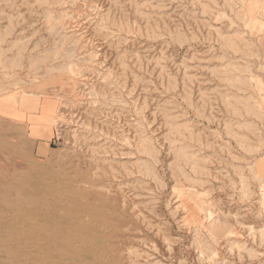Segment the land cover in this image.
I'll list each match as a JSON object with an SVG mask.
<instances>
[{
    "label": "rangeland",
    "instance_id": "rangeland-1",
    "mask_svg": "<svg viewBox=\"0 0 264 264\" xmlns=\"http://www.w3.org/2000/svg\"><path fill=\"white\" fill-rule=\"evenodd\" d=\"M2 94L59 112L43 160L0 125V264H55L52 202L96 211L94 256L63 264H264V0H0Z\"/></svg>",
    "mask_w": 264,
    "mask_h": 264
},
{
    "label": "crops",
    "instance_id": "crops-1",
    "mask_svg": "<svg viewBox=\"0 0 264 264\" xmlns=\"http://www.w3.org/2000/svg\"><path fill=\"white\" fill-rule=\"evenodd\" d=\"M7 95L2 94L0 98L6 99ZM29 95L33 96L15 102L0 99L1 135L8 139L9 145L11 143L19 151L14 156L15 161L47 159L51 157L53 151L51 143L56 136L59 102L50 95ZM26 148L31 153L28 156L20 153ZM253 168L261 185L264 186V155L255 159Z\"/></svg>",
    "mask_w": 264,
    "mask_h": 264
},
{
    "label": "bare ground",
    "instance_id": "bare-ground-1",
    "mask_svg": "<svg viewBox=\"0 0 264 264\" xmlns=\"http://www.w3.org/2000/svg\"><path fill=\"white\" fill-rule=\"evenodd\" d=\"M117 1V0H116ZM112 5V4H111ZM37 8V7H36ZM250 8H251V10L249 11V13L252 15L253 13H256L258 10H259V8H258V4L257 3H253V4H250ZM249 8V9H250ZM36 10V9H35ZM100 15V14H99ZM117 19V18H116ZM118 28V27H117ZM106 92V91H105ZM31 96V95H30ZM30 96H28V97H22V96H20L19 94H14V95H12V96H10V97H8V101H11V102H15V101H22V100H25V99H28ZM45 110H46V108H45ZM44 110V111H45ZM47 111V110H46ZM54 113V112H53ZM43 115V114H42ZM54 125V124H53ZM12 130V129H11ZM14 134H16V133H14ZM11 144V143H10ZM12 145V144H11ZM82 148V147H81ZM14 150H15V148H14ZM85 150V149H84ZM83 150V151H84ZM16 151V150H15ZM89 152V151H88ZM89 155V154H88ZM28 156V155H27ZM25 158V157H24ZM101 162H103V160L101 161ZM74 163V162H73ZM76 165V164H75ZM48 166V165H47ZM31 167H33V166H31ZM80 167V166H79ZM34 168V167H33ZM35 168H37V167H35ZM51 168V167H50ZM33 170V169H32ZM32 170H30V171H32ZM36 171H38L37 169H36ZM47 171V170H46ZM43 173V172H42ZM46 174V173H45ZM20 175V174H19ZM1 177V176H0ZM25 177V176H24ZM42 177H45V178H49V179H52V178H54V175H53V173H51V172H47V174L45 175V176H42L41 174H38L37 175V177L36 178H38V179H40V180H44V179H42ZM62 178V177H61ZM31 179V178H30ZM64 179V178H63ZM112 179V178H111ZM14 180V179H13ZM16 180V179H15ZM22 180V179H21ZM39 180V182L37 181V184L33 187V189L34 190H38V191H40L41 190V192H42V194H46L45 192L47 191V189H49V187L48 188H46L45 187V183H44V181H40ZM107 180H108V178H107ZM5 181H6V179H5ZM12 184H14V183H12ZM12 184H10V185H12ZM18 186V185H17ZM26 186V185H25ZM0 187H1V185H0ZM4 187V186H3ZM7 187V186H6ZM12 187V186H11ZM22 187V186H21ZM68 187V186H67ZM262 187H263V189L262 190H260V202H261V206H262V208L264 209V186L262 185ZM51 188V187H50ZM84 188V187H83ZM1 189V188H0ZM57 189V188H56ZM86 189V188H85ZM88 189V188H87ZM28 190V189H27ZM54 190V189H53ZM2 191V190H1ZM60 191V190H59ZM76 191V190H75ZM83 191V190H82ZM94 191V190H93ZM50 192V191H49ZM53 192V191H52ZM67 192V191H66ZM4 193V192H3ZM89 193V192H88ZM100 193V192H99ZM12 194H14L13 192H12ZM78 194V193H77ZM84 194V193H83ZM85 194H87V193H85ZM93 194H95V193H93ZM106 194V193H105ZM54 195V194H53ZM58 195V194H57ZM69 195V194H68ZM79 195H81V194H79ZM95 195H97V194H95ZM6 196V195H5ZM15 196V195H14ZM56 196V195H55ZM59 196V195H58ZM84 196V195H83ZM93 196V195H92ZM110 196V195H109ZM2 197V196H1ZM8 197V196H7ZM51 197H52V195H51ZM29 198V197H28ZM31 198V197H30ZM58 198V197H57ZM65 198V197H64ZM69 198V197H68ZM96 198V197H95ZM105 198V197H104ZM22 199V198H21ZM78 199H80V198H78ZM93 199H94V197H93ZM97 199V198H96ZM58 200H59V198H58ZM64 200V199H63ZM71 200H72V198H71ZM22 201V200H21ZM79 201V200H78ZM97 201V200H96ZM102 201V200H101ZM110 201V200H109ZM64 202V201H63ZM76 202V201H75ZM100 202V201H99ZM106 202V201H105ZM115 202H117V201H115ZM10 203V202H9ZM24 203V202H23ZM32 203V202H31ZM76 203H78V202H76ZM72 204V203H71ZM83 204V203H82ZM108 204V203H107ZM6 206H7V204H6ZM10 206H12V205H10ZM48 207H49V209H51V210H53V211H55V212H60V214H58V215H60V216H56L55 215V217H53L52 218V220H54V221H60V220H65V221H67V225H66V228L65 229H61V228H55L54 230H52L51 232H53L54 234H56V235H59V236H61V237H63L62 238V240H63V246H61V245H57V244H55V245H53V249L55 250V256H56V262H55V264H61L62 262V258H59V256H62V255H64V256H67V255H72V258H77V257H79L80 258V256H94V252H93V249L91 248V246L89 245V242L87 241V239L89 238V234L90 233H92V232H95V230H94V228L91 226V224L88 222V220H87V218L86 217H89L90 215H93L96 211H93V206H90V205H88V203L87 204H85V205H80V206H77V207H74V206H70V205H66L65 207H63L62 205L60 206V204H58L57 202H52V203H49L48 205H47ZM116 206V205H115ZM114 206V207H115ZM2 207H3V205H2ZM26 207V206H25ZM117 207V206H116ZM100 208H102V207H100ZM38 209V208H37ZM40 209V208H39ZM103 209V208H102ZM30 210H32V209H30ZM113 210V209H112ZM111 210V211H112ZM35 211V210H34ZM42 211V210H41ZM119 211V210H118ZM50 212V211H49ZM52 212V211H51ZM23 213V212H22ZM12 215V214H11ZM107 215V214H106ZM47 218V217H46ZM51 218V217H50ZM105 218V217H104ZM103 218V219H104ZM111 218V217H110ZM207 221H208V225H207V230H208V232L212 235V236H215V237H220V236H222L223 234H225L226 232H228V235H232V231H228V226H226V225H224V222H222V218H220L219 216H217V217H215V216H213V214L211 213V212H209V213H207L206 214V216L204 217ZM43 219H45V217L43 218ZM100 219V218H99ZM2 220V219H1ZM48 220V219H47ZM107 220V219H106ZM108 220H110V219H108ZM53 221V222H54ZM8 222V223H7ZM17 222H20V221H18L17 220ZM36 222V221H35ZM96 222V221H95ZM103 222V221H102ZM111 222V221H110ZM6 223L7 224H10V221H8V220H3V222L1 223V226H3V228H5L6 226H9V225H6ZM22 223V222H21ZM58 223V222H57ZM56 223V224H57ZM63 223V222H62ZM61 223V224H62ZM115 223V222H114ZM53 224V223H52ZM98 224V223H97ZM104 224V223H103ZM113 224V223H112ZM124 224V223H123ZM12 225H15V226H17L18 224L17 223H12ZM23 225V224H22ZM21 224H20V226H22ZM65 225V224H64ZM106 225V224H105ZM110 225V224H109ZM119 225V224H118ZM30 226V225H29ZM28 226V227H29ZM32 226V225H31ZM33 226H35V225H33ZM49 226V225H48ZM112 226V225H111ZM111 226H109V228L111 227ZM122 226V225H121ZM10 227V226H9ZM13 227V226H12ZM18 227V226H17ZM16 227V228H17ZM24 227H25V225H24ZM23 226L21 227V229L22 228H24ZM54 227V226H53ZM116 227H117V225H116ZM105 228V227H104ZM107 228V227H106ZM26 229V228H25ZM28 229V228H27ZM26 229V230H27ZM100 229V228H99ZM98 229V230H99ZM113 229V228H112ZM115 229V228H114ZM2 230V229H1ZM20 230V229H19ZM30 230V229H29ZM119 230H120V228H119ZM3 231H5V230H3ZM2 231V232H3ZM100 231H102L101 229H100ZM118 231V230H117ZM33 232V231H32ZM121 232V231H120ZM33 233H35V232H33ZM32 233V234H33ZM102 233H104V232H102ZM109 233V232H108ZM116 233H118V232H116ZM122 233H124V232H122ZM2 234V233H1ZM40 234V233H39ZM49 234V233H48ZM3 235V234H2ZM18 235V234H17ZM109 235V234H108ZM120 235V234H119ZM118 235V236H119ZM20 236V235H19ZM28 236V235H27ZM33 236H35V235H33ZM99 235H97V237H98ZM109 236H111V235H109ZM117 236V237H118ZM101 237V236H100ZM107 237V236H106ZM119 237H121V236H119ZM122 237H124L123 235H122ZM121 237V238H122ZM20 238V237H19ZM23 238V237H22ZM34 238V237H33ZM40 238V237H39ZM1 241L3 240L4 241V239H0ZM26 240V239H25ZM57 240V239H56ZM58 240H60V239H58ZM39 241V240H38ZM41 241V240H40ZM45 241V240H44ZM116 241V240H115ZM114 241V242H115ZM57 242V241H56ZM108 242H109V240H108ZM1 243V242H0ZM33 243H35V242H33ZM46 243V242H45ZM48 243V242H47ZM39 244V243H38ZM116 244V243H115ZM35 246V245H34ZM39 246V245H38ZM43 246V245H42ZM114 246V245H113ZM3 247V246H2ZM6 248V247H5ZM23 248V247H22ZM29 248V247H28ZM34 248V247H33ZM111 248V247H110ZM26 249H27V247H26ZM42 249H45V248H42ZM106 249V248H105ZM108 249V248H107ZM17 250V249H16ZM53 250V251H54ZM7 251V250H6ZM31 251V250H30ZM42 251V250H41ZM45 251H48V250H45ZM52 251V252H53ZM103 251V250H102ZM105 251V250H104ZM114 251V250H113ZM4 252V251H3ZM15 252V251H14ZM120 252V251H119ZM25 253H27V252H25ZM33 253V252H32ZM40 253V252H39ZM2 254V253H1ZM0 254V255H1ZM48 254H50V253H48ZM52 255V254H51ZM2 256V255H1ZM48 256V255H47ZM54 256V257H55ZM47 258V257H46ZM53 258V257H52ZM4 259V258H3ZM48 260V259H47ZM82 260V259H81ZM81 260H80V262H81ZM2 261V260H1ZM11 261V260H10ZM13 261V260H12ZM16 261V260H15ZM24 261V260H23ZM39 261V260H38ZM50 261V260H49ZM90 261V260H89ZM118 261V260H117ZM51 262H53V261H51ZM20 263V262H19ZM21 264V263H20ZM49 264V263H48ZM63 264V263H62ZM72 264V263H71ZM93 264V263H92ZM117 264V263H116Z\"/></svg>",
    "mask_w": 264,
    "mask_h": 264
}]
</instances>
